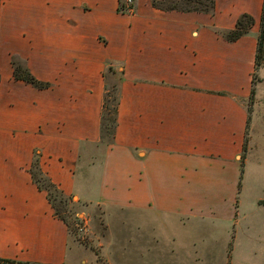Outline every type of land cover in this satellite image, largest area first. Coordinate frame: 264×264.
Listing matches in <instances>:
<instances>
[{
	"label": "crops",
	"instance_id": "obj_1",
	"mask_svg": "<svg viewBox=\"0 0 264 264\" xmlns=\"http://www.w3.org/2000/svg\"><path fill=\"white\" fill-rule=\"evenodd\" d=\"M173 1L122 13L120 0H0V264H90L33 184L36 158L64 196L125 214V264H185L213 218L237 221L263 0H214L212 14ZM242 15L249 33L226 41ZM16 65L47 87L15 79ZM104 74L119 79L111 145Z\"/></svg>",
	"mask_w": 264,
	"mask_h": 264
},
{
	"label": "rangeland",
	"instance_id": "obj_2",
	"mask_svg": "<svg viewBox=\"0 0 264 264\" xmlns=\"http://www.w3.org/2000/svg\"><path fill=\"white\" fill-rule=\"evenodd\" d=\"M113 82L112 77L108 79V84ZM249 98L244 102L249 126L246 151L241 155V162L247 165L239 196V217L235 223L226 225L213 218L214 228L222 231L207 230L198 234L197 242H204L209 247L198 251H192L190 247L185 253L190 258L197 254V258L189 259L185 264H264V60L256 72L252 102ZM58 209L66 219L70 242L87 254L86 260L90 264H125V252L120 248L124 244L125 214L110 218L105 213L104 216V210L86 207L76 197L71 198L66 209ZM168 221L162 232L164 243L171 245L173 225ZM208 223L211 226L209 220ZM165 254L171 258V252L165 251Z\"/></svg>",
	"mask_w": 264,
	"mask_h": 264
},
{
	"label": "trees",
	"instance_id": "obj_3",
	"mask_svg": "<svg viewBox=\"0 0 264 264\" xmlns=\"http://www.w3.org/2000/svg\"><path fill=\"white\" fill-rule=\"evenodd\" d=\"M157 7L156 4H154ZM163 8V7H162ZM168 10H178L183 12H198L204 14H212L214 11V0H177L164 6ZM253 19L248 15H242L236 22L235 28L229 32L222 33V37L228 42H234L239 38L247 35L253 25ZM264 60V0L262 2L261 17L259 23V32L257 35V46L254 59V74L252 75V88L250 92L249 101H251L254 94V85L256 82V72L262 66ZM109 73L116 76V73L108 69ZM104 74L105 87L104 96L102 100L100 112V140L105 145H111L114 140L116 129V114L119 104V79L114 80L113 83L108 84ZM14 78L22 80L35 88H46V84L36 81L26 69L19 65L14 66ZM249 123V116H248ZM247 135V131H246ZM247 138L245 137L243 153L246 151ZM30 176L33 184L39 191L46 193L47 200L54 210V216L61 220L66 226L65 217L61 216L58 207L66 209V205L71 202V197H66L64 194L46 177L38 167L37 158L34 159L30 167ZM6 263H9L5 261Z\"/></svg>",
	"mask_w": 264,
	"mask_h": 264
},
{
	"label": "built area",
	"instance_id": "obj_4",
	"mask_svg": "<svg viewBox=\"0 0 264 264\" xmlns=\"http://www.w3.org/2000/svg\"><path fill=\"white\" fill-rule=\"evenodd\" d=\"M121 1V12L131 13L133 11L134 0H120Z\"/></svg>",
	"mask_w": 264,
	"mask_h": 264
}]
</instances>
